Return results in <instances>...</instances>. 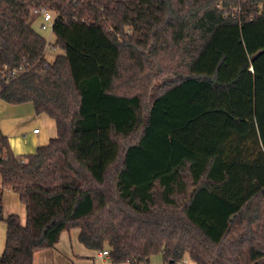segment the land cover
Returning a JSON list of instances; mask_svg holds the SVG:
<instances>
[{
  "label": "trees",
  "instance_id": "trees-1",
  "mask_svg": "<svg viewBox=\"0 0 264 264\" xmlns=\"http://www.w3.org/2000/svg\"><path fill=\"white\" fill-rule=\"evenodd\" d=\"M0 98L57 129L22 157L0 127V264L74 228L114 263L264 264V0H0Z\"/></svg>",
  "mask_w": 264,
  "mask_h": 264
},
{
  "label": "rangeland",
  "instance_id": "rangeland-1",
  "mask_svg": "<svg viewBox=\"0 0 264 264\" xmlns=\"http://www.w3.org/2000/svg\"><path fill=\"white\" fill-rule=\"evenodd\" d=\"M52 19L45 20L41 13H32L31 24L32 27L46 37L48 40V46L46 49V59L50 62L54 61L56 56L63 51L54 45L56 36L52 30V24L56 17V13L52 12ZM45 25V26H44ZM161 78H157L155 81L149 80L147 86L138 84L136 82L135 87L130 88L125 92L135 93L141 91L145 101L149 100L151 93V86H160ZM125 90V89H124ZM48 121H52L55 126L54 119L45 114L36 113L34 104L32 102L25 103H9L0 98V127L2 131L9 137L10 145L12 150L24 157L28 153H33L42 144L40 137L48 130ZM53 126L54 137L56 135V129ZM37 127L43 130L40 135L35 134L34 128ZM49 141L47 139L46 143ZM1 187V186H0ZM3 201H4V216L7 217L11 213H16L20 216L23 224L26 222V205L19 199V196L13 190L5 187L3 190ZM75 233L77 232L74 231ZM73 232V233H74ZM7 236V224L5 219H0V254H2ZM78 240L75 241L73 249L71 245L66 249L58 251L56 256L59 258L57 261L50 259V261H43L42 264H103L104 260L92 257H79L75 253L80 254V248L83 249L82 244H78ZM62 248V246H61ZM74 250V251H73ZM75 252V253H74ZM82 259V260H81ZM81 261V262H80ZM105 261L109 264H114L108 257ZM129 264V263H123ZM149 264H167L164 261L162 253H156L151 256Z\"/></svg>",
  "mask_w": 264,
  "mask_h": 264
},
{
  "label": "crops",
  "instance_id": "crops-1",
  "mask_svg": "<svg viewBox=\"0 0 264 264\" xmlns=\"http://www.w3.org/2000/svg\"><path fill=\"white\" fill-rule=\"evenodd\" d=\"M46 115V114H45ZM55 122V120H54ZM54 123H52V121H48V130L44 132V134L40 137V142L42 143L41 145L47 144L46 141L47 139H51L53 138L51 135L54 134V130L51 129L53 128ZM55 129H56V123H55ZM37 127H35L33 130H35ZM39 129V128H38ZM41 133H43L42 129H39V131L35 132V134L40 135ZM56 134H57V129H56ZM56 136V135H55ZM54 136V137H55ZM0 186H1V181H0ZM77 232L75 233L74 231ZM74 232V233H73ZM79 229L78 228H74L70 231H64L60 237V241L58 242V244L54 247V248H50V249H42L39 250L35 253L34 255V264H42L43 261H50V259L52 260H59V258H57L56 254L58 251H61V249H66V247H69V245H71L72 249L74 246V243L76 240H78V242L80 244H82L79 240ZM78 243V244H79ZM83 245V244H82ZM62 246V248H61ZM85 249H83L82 247L80 248V254H77L78 252H74L76 255H78L79 257H92V258H99L104 260L103 264H109L105 261V259L109 256H99L98 255V251L96 250H92L87 248L85 245H83ZM74 251V250H73ZM110 259V258H109ZM82 260V259H81ZM81 262V261H80ZM114 264H123V263H114Z\"/></svg>",
  "mask_w": 264,
  "mask_h": 264
},
{
  "label": "built area",
  "instance_id": "built-area-1",
  "mask_svg": "<svg viewBox=\"0 0 264 264\" xmlns=\"http://www.w3.org/2000/svg\"><path fill=\"white\" fill-rule=\"evenodd\" d=\"M241 3L242 2H244L245 0H239ZM237 8L238 9H240L241 8V6L239 5V6H237ZM33 13H41V15L43 16V18L45 19V20H51L52 19V12L50 11V10H48V9H42V10H38V9H34L33 10ZM45 26V25H44ZM37 131H39V129L38 128H36L35 130H34V132H37ZM98 255L99 256H108L109 255V251L107 250V249H104V250H100V251H98ZM189 262H190V259L188 258V257H185V258H183V260L179 263V264H189Z\"/></svg>",
  "mask_w": 264,
  "mask_h": 264
}]
</instances>
